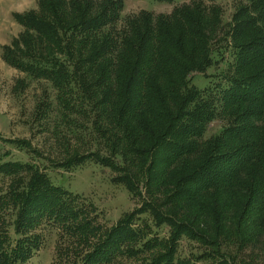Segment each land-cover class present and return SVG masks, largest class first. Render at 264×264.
Wrapping results in <instances>:
<instances>
[{"label":"trees","instance_id":"trees-1","mask_svg":"<svg viewBox=\"0 0 264 264\" xmlns=\"http://www.w3.org/2000/svg\"><path fill=\"white\" fill-rule=\"evenodd\" d=\"M122 10V0H39L38 12L15 16L24 31L3 47L2 59L51 83L67 110L80 93L92 125L107 137L116 131L126 148L120 153L131 156L122 171L94 154H76L58 167L70 171L94 158L121 172L118 183L129 193L138 189L141 168L148 195L157 191L195 217L206 214L214 227L209 234L197 218V226L172 219L156 201L107 227L92 203L55 186L36 166L7 161L0 163V264H27L44 247L46 228L62 241L57 264H111L157 247L164 253L145 264H176L183 234L212 237L213 230L217 238L251 243L264 231V0L237 9L227 32L232 60L203 91L190 86V75L214 63L222 34L216 9L197 1L170 15L142 12L120 29ZM216 119L225 127L204 139ZM142 214L176 229L159 240Z\"/></svg>","mask_w":264,"mask_h":264},{"label":"rangeland","instance_id":"rangeland-1","mask_svg":"<svg viewBox=\"0 0 264 264\" xmlns=\"http://www.w3.org/2000/svg\"><path fill=\"white\" fill-rule=\"evenodd\" d=\"M122 1L120 29L124 27L127 18L142 12L170 15L175 7L197 1L216 9L214 15L220 21L217 31L222 33L215 43L219 54L213 53L214 63L204 73L196 72L190 75V86L199 91L212 88L227 70L232 60L227 32L237 9L249 2L215 0L210 3L206 0H175L174 3L167 4L156 0ZM38 2L39 0H0V163L12 161L36 166L55 186L63 187L79 195L86 202L92 203L99 222L107 227L113 226L124 214L136 210L144 202L156 201L172 219L190 221L197 226V218L204 222L202 226L205 227L206 224L209 233L214 226L208 221V215L196 214L195 217L190 207L174 206L165 195H160L157 191H154L153 195H148L143 185L145 176L142 175L141 168L138 189L134 193H129L118 183L121 172L96 164L94 158L83 165L74 166L70 171L57 166L76 154H94L110 160L113 164L116 163L122 171L123 162L127 163L131 156L120 153V150L126 148L122 140L117 139L116 131L107 137L92 125L93 114L88 113L90 107L87 104L85 106L81 103L80 93L70 98L69 103L73 107L67 110L59 100V92L51 83L35 80L6 64L2 59L3 47L10 46L11 42L24 31L15 16L38 12ZM225 125L221 119L214 120L208 125L204 139L214 137ZM14 141H19V144L12 143ZM6 181L5 179L4 182L7 183ZM140 219L150 226L152 236L159 240L168 239L170 233L176 229L164 224L155 226L148 214H142ZM57 232L47 228L43 230L44 247L27 264H57L54 261L61 257L57 246L62 242ZM212 232L213 230L212 237L208 235L203 238L197 235L195 237L181 235L174 254L175 263L264 264V231H261L263 233L258 237L254 235L251 243L240 242L234 235L217 238ZM158 253H164L163 249L157 247L147 253H138L136 257L123 254L116 257L111 264H145L153 260Z\"/></svg>","mask_w":264,"mask_h":264}]
</instances>
